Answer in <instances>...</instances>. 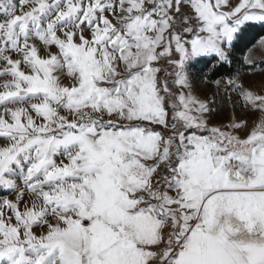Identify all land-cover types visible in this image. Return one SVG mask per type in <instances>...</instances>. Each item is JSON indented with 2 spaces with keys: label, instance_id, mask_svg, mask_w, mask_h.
<instances>
[{
  "label": "snow or ice",
  "instance_id": "6c2138e0",
  "mask_svg": "<svg viewBox=\"0 0 264 264\" xmlns=\"http://www.w3.org/2000/svg\"><path fill=\"white\" fill-rule=\"evenodd\" d=\"M257 25L264 0H0V264H264V81L221 75L255 73Z\"/></svg>",
  "mask_w": 264,
  "mask_h": 264
},
{
  "label": "rangeland",
  "instance_id": "374dc122",
  "mask_svg": "<svg viewBox=\"0 0 264 264\" xmlns=\"http://www.w3.org/2000/svg\"><path fill=\"white\" fill-rule=\"evenodd\" d=\"M250 48H252V54L255 57L256 62L264 60V52L260 51L258 48H253V46ZM246 54H247V52L244 54V56ZM244 56H242V63H243V57ZM197 67L200 68L199 66H197ZM259 69L260 68H257L255 73H252V72H249L248 69H246V68L243 69V68H241V66H238L235 69L233 74H235L237 72V70H239L240 72L243 73L246 83L251 84L256 88H259L261 86L262 81H264V74H261ZM214 91H215V87H214V85H212L210 83H202V84L198 85L196 88V93L198 95H200L201 97H206L208 99L214 98L213 97ZM215 99H216L217 104L219 105V108H220V112L218 114L219 117L226 118L229 110L225 108L223 101L219 96L215 97Z\"/></svg>",
  "mask_w": 264,
  "mask_h": 264
},
{
  "label": "trees",
  "instance_id": "16d2710c",
  "mask_svg": "<svg viewBox=\"0 0 264 264\" xmlns=\"http://www.w3.org/2000/svg\"><path fill=\"white\" fill-rule=\"evenodd\" d=\"M261 37H264V27H261V26H255L251 29L248 30V32L246 33V37H245V43L248 44V47H252L253 46V42H256L258 41ZM246 53L245 52H240L238 51L236 53V59H237V63L234 65V66H231V67H226L221 75H227L229 72L231 73H234L235 69L238 67V66H241V68H246L247 69V65L243 64L242 63V56H244V54ZM261 61H258L257 62V68H260V67H264V64H261L260 63ZM200 67V69H203L204 68V65L203 64H200L198 65ZM219 78V77H217Z\"/></svg>",
  "mask_w": 264,
  "mask_h": 264
}]
</instances>
